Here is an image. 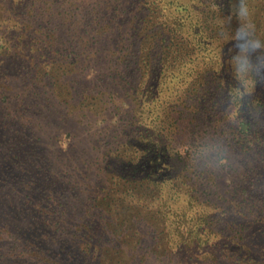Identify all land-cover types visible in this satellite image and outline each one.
Here are the masks:
<instances>
[{
	"label": "trees",
	"instance_id": "obj_1",
	"mask_svg": "<svg viewBox=\"0 0 264 264\" xmlns=\"http://www.w3.org/2000/svg\"><path fill=\"white\" fill-rule=\"evenodd\" d=\"M226 1L227 17L234 20L235 12L237 19L230 27L234 31L216 22L207 23L202 14L204 0L124 1L128 13L133 7V13L142 12L137 22L130 20L126 32H138L139 40L150 41L156 51L155 60L144 57L145 69L136 87L140 88L137 122L149 119L148 114L153 118L152 128L146 133L136 132L134 127L135 140L128 134V145L123 148H128L125 155L129 161L124 166H120L119 160L124 159L119 155L114 156L118 162L108 165L109 149L99 154L107 162L108 179L99 178L104 171L100 167L90 175V153L98 151L101 144L107 145L103 140L107 135H92L90 141L96 137L93 144L98 146L91 147L86 155L73 153L67 159L66 150L76 139L68 132L55 137L52 150L42 149L44 156H39L41 136H32L22 125L13 128L16 122L5 111L0 123V149L4 151L0 153V264H156L172 257L187 256V261H198L201 255L210 264H264V121L259 124L260 111L253 114L256 106L264 104V86L255 90L251 84L255 74L242 76L237 72L240 49L235 43L239 32L247 33V39L262 34L264 6L253 0ZM65 5L58 1L48 5L45 0H0V6L5 8L0 13V29L5 34L0 37V79L20 81L24 91L16 98H62L56 109L62 102L66 108L70 105L80 119L77 123L83 126V119L99 108L91 102L86 84L98 70L92 66H102L107 58L110 79L121 77V64L110 46L116 52L117 46H124L125 32L121 36L118 29L125 22L115 17V9L108 11L111 5L99 20L91 9L95 5H90L88 11ZM254 9L259 14H254ZM50 11L56 18L48 27L45 17ZM252 19L256 26L249 23ZM105 23H111L112 29L106 31ZM254 56L251 53L252 63ZM77 59H84L83 77L76 72L75 79L65 82L74 73L68 62ZM196 67L202 69L200 75L189 77ZM201 75L205 77L200 80L203 90L197 97L201 94V99L213 102L212 106L225 113L215 121L217 136L211 147L215 151L210 153L213 165V159L217 163L224 161L233 175V193L221 197L227 198L221 201L227 208L221 210L218 198L212 194L214 183L195 193L191 185L195 181L190 177L171 179L168 153L156 135L162 117L168 116L173 92L186 86L185 81L195 82ZM63 77L66 79L59 86L51 83ZM2 91L0 97L6 99L7 89L5 94ZM20 102L21 106L13 103L9 108L15 106L21 117L20 112H27L29 106ZM241 108L246 117L226 113ZM69 115L74 116L72 110ZM70 117L66 115L62 120ZM119 123L109 127L96 120L91 127L119 130ZM77 160L82 164L77 165ZM221 243L230 248L219 249Z\"/></svg>",
	"mask_w": 264,
	"mask_h": 264
},
{
	"label": "rangeland",
	"instance_id": "obj_2",
	"mask_svg": "<svg viewBox=\"0 0 264 264\" xmlns=\"http://www.w3.org/2000/svg\"><path fill=\"white\" fill-rule=\"evenodd\" d=\"M10 0H7L9 2ZM15 1V0H14ZM48 5L52 4L54 1H58V3L61 4H72L74 7H82L85 11H88L90 5H95L94 8H91L96 14L98 20L100 17H105V13L108 9V5H111V9H115V17L119 16L123 21L125 22L122 29H118V33L121 34L125 32V41L124 46L120 47L117 46L119 49V52H116V50L113 48L114 46L111 44L110 50H113L114 52V58H117V62L121 64L119 66L121 77L118 76L117 79L114 78L113 80L110 79L108 76V67H110L108 60L105 59L101 64H95L93 69L97 68L98 70L94 71V74H92L91 80L88 81L87 86L89 88V98L92 103L95 102L96 105H99V108H96L98 111H94V115L97 114V116H94L89 113L86 118L83 119V122L85 123L83 126L78 124L80 123V119L77 117L78 114H76V109H72L69 105V107H65L63 102L60 109H56L55 105L57 102H59L62 98H60L58 101L52 100L49 95L41 96V100H37L34 97L29 100L26 97H21V95L16 98V95H19L18 93H21L23 90V87L20 84V81L18 79H6L2 78L0 79V91L3 90L1 93L5 94L4 90L7 89L8 96L6 99H2L0 97V123L3 119V116L9 112L11 115V119H13L16 124L13 126V128H19L26 127L28 133H31L34 137L41 136L42 142H39V156H44V151L46 150H52L53 140L55 137L60 136L62 134H67L68 132L72 133L76 139L74 140V143L72 147L74 148L73 151H70V149L66 150L67 156L65 158L69 159L72 157L73 153L80 155L82 152H84V155L87 154V152H90L88 150L91 149L93 146H98L96 144H93L94 140L97 138H93L91 142L90 138L92 135L96 134L95 136L98 137H107L103 139L105 142H107L104 147H102V144L100 146V149L98 151L93 150V153H90V158L92 161V166H90V175L92 176L95 173V168L102 169L103 172L100 173L99 178H104L106 166L108 165H114V162H118V160H114V156L117 157L118 155L121 157L122 160H119L120 166H124L126 162L129 161V158L127 154L128 148H123L125 145H128L127 143V137L128 134L130 137H132L133 140H135V136L137 135V131H142L146 133L149 129L152 128L150 126V118L153 116L147 115L148 118H144L141 122H137L136 117L139 115L140 110L137 109V105L139 104L138 100V93L139 89L136 88L139 86L140 83V77H141V71L145 69V62L144 57L148 56L150 59L155 60L156 51L154 50L153 46L144 41H140L141 35H139L136 31H131L130 33L126 32V26L130 27L131 22L136 21L142 17V12L139 14L134 12V7L131 8V12H127V9L124 6L125 0H45ZM111 3V4H110ZM123 3V5H122ZM202 8H204L205 13H202L205 15V17L208 19V24H213L216 22L218 25H224L227 27L228 31H234L230 29L232 22L236 21L235 12L233 13L234 20L227 17L228 15V2L226 0H204L202 2ZM253 3L256 5H262L264 6V0H253ZM6 4V3H2ZM10 4V3H9ZM214 4L218 6H214ZM252 4V3H251ZM253 5V4H252ZM67 7V5H65ZM69 8V7H68ZM3 7L0 6V13L3 12ZM48 13V16L45 17V21L47 22L48 27H51L52 23L51 20L56 18L55 13L46 12ZM254 14H259V10L254 9ZM136 14V15H135ZM94 15V14H93ZM92 15V16H93ZM135 15V16H134ZM203 16V15H202ZM130 17V18H129ZM94 21V18L91 17ZM129 18V19H128ZM132 18H134L132 20ZM223 19V22H227L223 24L221 20ZM249 19V18H248ZM248 19L246 20L248 22ZM97 20V19H96ZM130 20H132L130 22ZM130 22V24H128ZM233 22V25L235 26V23ZM95 23V22H94ZM249 23H253L254 26H256V23L252 20H249ZM248 23V24H249ZM262 23L264 28V12H262ZM249 24V25H250ZM90 26V24H89ZM233 26V27H234ZM147 27V26H146ZM105 29L106 31L111 30V23H105ZM237 33V32H236ZM240 33V32H239ZM261 34V32H260ZM5 36L4 32H2V29H0V37ZM238 35V34H237ZM120 36V37H121ZM237 37V36H236ZM234 38V37H233ZM246 40L248 41H254L259 40L262 45H264V29H262V34L258 35L255 38L247 39L242 37V35L239 36V39L236 38V42L238 44V47L241 52V45H244ZM244 42V43H242ZM1 45V42H0ZM80 51V50H79ZM254 56V62L253 64L258 65L261 69H264V48L257 49ZM108 55V54H107ZM109 56V55H108ZM111 56V55H110ZM109 56V57H110ZM111 58V57H110ZM84 59H77L76 61H69L68 64L71 66V69L74 70V73L69 74L70 79H66V77H63L62 79H54L51 81V83H55L57 86H59V83L61 80H65V82L71 81V79H75L76 72H79L82 77L84 75V68L83 65ZM111 61L113 62V59L111 58ZM74 63V64H73ZM72 64V65H71ZM114 64V63H113ZM111 64V66L113 65ZM261 64L262 66H260ZM59 65H56L54 68L57 69ZM70 66L68 69H70ZM76 67V68H75ZM201 67V66H200ZM200 67H196L193 72H189V77L193 78V74L197 76V73L200 75L201 70ZM4 69V68H3ZM82 70V72H81ZM87 71V69H86ZM148 71L146 69L144 73ZM130 72H133V74L130 77ZM1 73V71H0ZM129 73V74H128ZM254 80L251 84L254 85V88H258L259 86H264V72H261L258 75L254 76ZM195 78V77H194ZM205 77H201L197 79L195 82L192 81H185L187 84L186 86H183L180 89L175 90L173 92V97L170 99L168 104V116L165 115L162 117L161 126L160 128H156V135L158 137V141L160 145H163L168 153L169 157V163H168V169H169V175L171 179H174L176 177H183L188 179L189 177L193 180L194 184L192 185V189H196L195 193L199 191H202L203 189H209L208 187L214 183V188L212 194L215 195V197L218 198L217 207L218 210L227 208V205L225 203H221L224 199L222 196L226 195L227 197H230L233 193V187L232 185V179L233 175L231 172V169L228 168L226 163L224 161H218L220 162V165L214 160V165L211 162V154L212 151H215V148H211L212 145L215 144L214 139L217 136V124L215 121L219 119L221 116H223L225 113L221 111V109H216L215 106H212L213 102L207 103L206 100L201 99V94L199 97H197L198 91L203 90V85L201 79ZM143 79V78H142ZM92 80H94L93 83H90ZM120 80V82L118 81ZM190 80V79H189ZM204 81V80H203ZM119 82V83H118ZM193 82V83H192ZM202 85V86H201ZM19 89V92H14V90ZM26 89V88H25ZM31 90H29L30 93ZM26 93V94H29ZM260 94V93H259ZM1 95V94H0ZM262 95H264L262 93ZM23 100L25 104L24 106H29V109L27 112H20L21 117L18 116L19 112H16L14 110L15 106L18 107L19 105H22ZM140 100V96H139ZM32 101V102H31ZM124 102V104H123ZM15 104L14 108L10 109L11 106ZM255 103V102H254ZM46 104L53 105V108H49L46 106ZM256 104V103H255ZM254 104V107H255ZM200 105V108L197 107ZM9 108V109H8ZM25 109V108H24ZM58 111L55 113V111ZM70 110L73 111L74 116L70 117ZM253 110V109H252ZM256 110V111H255ZM68 111V114L66 112ZM258 111H260L262 114L260 115L259 124L261 121H264V104H261L259 106H256L254 108V113L256 114ZM246 112V111H245ZM244 112V109H237L235 111L228 110L226 113H229L230 115H241V117H246V113ZM98 113H100L98 115ZM220 114V115H219ZM66 115H68V121L65 119L62 120V118H66ZM73 115V114H72ZM162 115V111L160 112V116ZM144 116H146V113H144ZM213 116L217 118H213ZM198 117L201 119L199 120ZM257 119V117H256ZM100 121L103 122V126H112V124H117V121L119 123L118 126H120L119 130L115 128L112 129H105L99 131L97 128L91 127L92 123L94 121ZM206 121V122H205ZM214 121V122H213ZM216 124V125H215ZM217 126V128H216ZM130 128L133 129L124 131V128ZM134 127L137 128L136 132ZM25 130V129H24ZM107 132L105 133V131ZM115 135V136H114ZM129 138V137H128ZM150 137H147V140H149ZM103 143V142H102ZM56 146V144H55ZM67 147V146H66ZM89 148V149H88ZM109 149L110 153L106 155L107 161H102L103 155H99L103 152V150ZM37 149V148H36ZM2 149H0V153H2ZM207 152V153H206ZM126 153V155H125ZM129 153V152H128ZM178 153L177 155H175ZM211 153V154H210ZM205 154V155H204ZM175 155V156H174ZM190 156L189 159H187V156ZM73 156V157H74ZM114 160V161H113ZM78 164H82L81 160H77ZM99 162L96 166L94 163ZM113 167V166H110ZM262 174V173H261ZM134 175H137L134 174ZM202 176V179L198 178ZM263 177V174H262ZM109 177H105V179H108ZM214 179H216L214 181ZM104 180V179H103ZM217 181V182H216ZM134 184L138 183V180L132 181ZM237 185V184H236ZM217 186V187H216ZM232 187V188H231ZM210 197L214 200V196L210 194ZM206 199L207 198H203ZM216 240V239H215ZM219 238L217 237V242L219 244ZM219 249L227 250L230 248V246H224L223 243H221L219 246ZM223 254V253H222ZM201 255V254H200ZM202 258L197 260H191L187 261L186 257H172V258H162L159 262L156 264H210L209 261H206L203 259V255H201ZM219 257V256H218ZM205 258V257H204ZM221 260V259H220ZM222 261V260H221ZM152 264V263H150ZM211 264H219L217 261H214Z\"/></svg>",
	"mask_w": 264,
	"mask_h": 264
},
{
	"label": "clouds",
	"instance_id": "obj_3",
	"mask_svg": "<svg viewBox=\"0 0 264 264\" xmlns=\"http://www.w3.org/2000/svg\"><path fill=\"white\" fill-rule=\"evenodd\" d=\"M241 34L244 35L246 38L248 36L247 33L241 32L238 33L236 38L239 39V36ZM240 48L241 52L237 62V72L242 76H247L249 74L258 75L261 72H264V69H261L258 65L253 64L250 59L251 53L255 52L257 49L264 48V45H262L259 40H246L245 44L241 45Z\"/></svg>",
	"mask_w": 264,
	"mask_h": 264
}]
</instances>
